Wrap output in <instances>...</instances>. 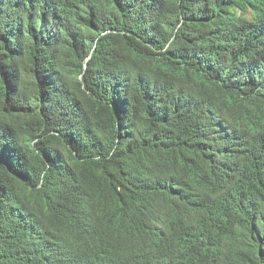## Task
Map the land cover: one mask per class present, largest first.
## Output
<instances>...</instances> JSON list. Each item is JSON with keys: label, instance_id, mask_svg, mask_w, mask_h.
<instances>
[{"label": "trees", "instance_id": "1", "mask_svg": "<svg viewBox=\"0 0 264 264\" xmlns=\"http://www.w3.org/2000/svg\"><path fill=\"white\" fill-rule=\"evenodd\" d=\"M0 264H264V0H0Z\"/></svg>", "mask_w": 264, "mask_h": 264}, {"label": "bare ground", "instance_id": "2", "mask_svg": "<svg viewBox=\"0 0 264 264\" xmlns=\"http://www.w3.org/2000/svg\"><path fill=\"white\" fill-rule=\"evenodd\" d=\"M180 230V229H179ZM226 235V234H225ZM157 252V251H156ZM150 256V255H149Z\"/></svg>", "mask_w": 264, "mask_h": 264}]
</instances>
